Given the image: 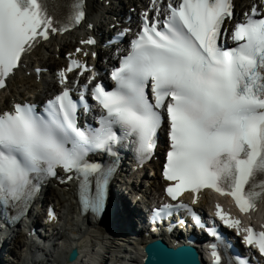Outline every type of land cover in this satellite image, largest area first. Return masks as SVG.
Segmentation results:
<instances>
[{"label":"snow or ice","instance_id":"snow-or-ice-1","mask_svg":"<svg viewBox=\"0 0 264 264\" xmlns=\"http://www.w3.org/2000/svg\"><path fill=\"white\" fill-rule=\"evenodd\" d=\"M151 7L155 15L141 13L125 54L111 69L110 88L96 80L89 65L69 57L67 67L55 74L59 90L40 110L29 102H13L0 111V208L15 210L11 221L26 212L40 184L55 177L57 169L67 180L75 178L81 210L98 217L116 161L101 165L90 162L89 155L117 158V149L125 147L143 163L151 158L165 122L162 177L174 203L154 208V222L183 210L203 227L194 209L178 201L185 192L195 204L197 194L210 189L231 197L241 212L264 196V12L252 4L233 24V0H168L163 13ZM69 9L59 22L45 0H0V89L42 41L81 22L82 0H73ZM94 43L91 37L81 41ZM75 51L88 55L79 47ZM74 67L81 75L92 73L75 98L67 86ZM34 71L38 76L41 70ZM92 107L99 109L95 126L81 125L80 110L87 114ZM48 215L54 218L51 209ZM214 215L237 235L243 233L244 244L264 257V231L241 227L219 204ZM207 232L219 239L214 228ZM210 248L212 264H221L216 245ZM234 264L248 260L237 258Z\"/></svg>","mask_w":264,"mask_h":264},{"label":"bare ground","instance_id":"bare-ground-1","mask_svg":"<svg viewBox=\"0 0 264 264\" xmlns=\"http://www.w3.org/2000/svg\"><path fill=\"white\" fill-rule=\"evenodd\" d=\"M247 1H250V0H240V2H244L245 4H247ZM101 2L102 3H100L99 0H86L87 18L85 19L84 23L79 26V28L83 29L84 27L86 29V26L88 25V20H90L91 22L93 21L95 22L97 20H101V17L105 19V16L103 15L104 12L102 11V10L107 9L104 5L105 0H101ZM109 2L114 3V0H109ZM136 2L137 0H129L130 5L135 6ZM45 3L46 5L54 6L58 3V0H47L45 1ZM236 6L238 7L239 5L236 4ZM57 11L58 10H54L53 12H57ZM56 15L59 16L60 14L56 13ZM108 18L105 19V21L108 20ZM111 22L112 21H110L109 19L108 22H106V24L110 25ZM130 25L131 26L135 25V22L130 21ZM72 34L73 32L66 33L65 36L71 37ZM99 34L100 36L104 34L103 27L100 28ZM50 39H54V41H57L58 39H60L61 41L62 37L61 38L51 37ZM114 39L115 37H113V40ZM60 41H59V45H60ZM49 47L50 48H46L45 45L43 46L41 44V47H38V49L36 50L37 52H35L34 54L35 58H31V61H32L31 65L39 64L40 66H47V67H58L59 65H61L62 64L61 58H55L49 55H48L49 57L47 58L43 54L44 51L42 50L43 48H46V50L52 51L53 55L55 56V54L58 52L56 51L57 47L53 46V44H50ZM80 48L84 49V51L87 50L85 46L80 45ZM47 54L48 53H46V55ZM70 56L72 57L74 56V54H71ZM78 56L82 61L86 60V57L84 56L83 52L78 53ZM110 56H112V53L110 54ZM109 62L110 61H107L106 64H104L103 61L101 60L97 61L95 59H92V61H90L89 64H93L92 71L105 74L104 72L102 73V71L103 69H106V65ZM30 68L31 66L25 63V69L21 67V69L16 73L15 77H13L12 79H9V82L6 86V91H4L3 93H0V111L6 108L7 105H10L11 100H17L20 97L25 98V94L35 95L36 96L35 99H39L41 97H42L41 99H43L44 96L51 95V92L54 89L58 88L53 80L49 81L47 80L46 77H43L41 82H37L35 80L36 75L34 74V72L33 73L30 72V74L27 73V70H29ZM90 74L91 72H89L87 76H89ZM54 78H56V75L54 76ZM45 84L48 85L46 90H43V91L41 90V93H40L44 95L42 96L40 94H37L36 91H38L41 88H44ZM21 88H22V92H21ZM2 98H4L3 102H1ZM159 131H162V129H160ZM117 162H118V166L116 167L115 173L113 175V178L110 184V194L108 197V206L105 210V216L101 220H98L95 218L93 219L91 215L88 217L87 216L82 217L83 215L79 214V209H78L76 198L73 195V193H71V189L74 190L73 186L72 187L68 185H66L67 187L64 185L51 186V183L49 182L44 192L42 191L41 194L42 193L45 194L44 195L45 199L47 195H50V196L52 195V198L53 199L55 198L54 200L57 201V204H60V203L63 204V207L66 208L67 220L64 224H59V225H56L53 222H50L51 223L50 224L47 221L43 223L39 222V216H40L39 210L35 206H37L39 202H43V200L41 199V194H40L39 199L36 201V203L32 204L30 208L31 211L29 210L26 218L23 219L24 222L20 220L17 223L19 225H22L23 229L21 228L18 229V226H17V228L13 230V233H14L13 236L14 235L16 236L14 238L15 247H20L21 245L26 244L27 248H23V249H26V251L29 250L27 251V253L22 252L24 255L23 260H22L23 264H24V258L28 253L29 254L26 257V260L27 259L31 260V256L32 257L35 256V258L37 256H41L46 259L47 263L45 264H98L100 260H103L104 255H106L109 251L115 252L114 260L115 262H118L119 264H142L141 258L144 256L142 248L144 244L147 242L145 240L148 239L147 238L148 236H145L144 234H141L139 232L136 233V231L134 230L135 227L133 223H135V221H137L138 219L140 220V223H141L144 220V217L148 218V216H144V215L142 216V213L140 209H138V206H137L136 211H140V212L132 213L133 216L131 215V212L127 208H125L126 197H124V193L128 189L130 181L134 180L135 173L132 167L133 163L131 162L128 154L123 155V157L121 155V161L120 162L117 161ZM156 166H157V163L152 162L151 169L148 170L150 171L148 172L149 176H147L149 178H147L146 180H143V181H147L148 184L145 185L146 189H144L143 191L144 194L140 195V198L141 200H144V203H146V205L148 204L152 205V203H154V201L160 197L161 189L164 186V182L159 177L158 170L155 169ZM137 175L138 174H136L135 176ZM130 194H131L130 197L132 198L133 196L135 199V196L137 193L133 190ZM198 195L200 196L199 197L200 200H198V203L200 205L205 206L206 203L208 202H210L208 203V205L212 204L213 200L211 198V194L202 192ZM110 197L111 199H109ZM52 198L50 199L51 201H52ZM39 208H42V206ZM116 208L119 210V214H120L119 218L116 214V211H117ZM148 214L150 213H147L146 215ZM130 216H132V218ZM27 217H29V221L27 220ZM78 218H81L80 225H78L76 221L75 222L73 221ZM178 218L181 219L182 215H178ZM42 219L43 218H41V220ZM52 219L54 218H50V220ZM146 220H152V219H146ZM146 220L143 221V224L147 222ZM68 222L70 223L69 225H68ZM39 223H41L42 225L45 224L44 227L46 228V231L48 232L46 236L39 235V237L35 236V237L29 238L27 236L28 233L25 231L23 232V230L26 228H27V231L29 232L30 227L35 226L36 224H39ZM181 224L183 223H180L179 226ZM187 225L188 226L182 225L180 230L183 232V236L185 233L186 234L188 233V235L184 236L182 240L179 242L190 246L192 244V239L197 238L199 234H203L204 229L203 227H200L198 230L192 231L190 229L191 227L190 222ZM75 226H77V230L74 229ZM5 228L9 229L10 231L12 230L6 224H5ZM230 235L229 237L232 238ZM157 236L158 235H153L151 239ZM0 237H1V233H0ZM170 237L172 236L165 235L162 238H164V240L167 241L166 242L167 244H171L170 240L172 239L174 240V238L171 239ZM202 237L204 239V236ZM36 239L43 240V242L41 241V244H39L37 243ZM4 240H7V239L5 238ZM197 242H199V247L197 248L198 251H202V256H201L202 261L200 264H207L205 261L206 258L203 253L204 252L203 249L207 248L206 246L208 243L204 244L198 240ZM36 243L39 244L38 245L39 248L34 246ZM234 243H236V245L238 244L236 241ZM200 244H201V247H200ZM72 246H76L77 249H79V257L74 262L69 263L66 259L67 257L66 251H68ZM3 247H4V243H3ZM94 248H98L104 252V255H102L100 260H98L97 262H93V258L95 257V255H98V253L96 254V251L94 250ZM35 250L38 251L40 255L35 252H32ZM47 250L49 251L48 253H47ZM53 250H57V251L54 252ZM93 251H95V253ZM195 252L197 251L195 250ZM37 260L40 261L43 259H38L37 257L35 260V263ZM108 260H109V256L106 257V260H105L106 262H104L103 264H107Z\"/></svg>","mask_w":264,"mask_h":264},{"label":"water","instance_id":"water-1","mask_svg":"<svg viewBox=\"0 0 264 264\" xmlns=\"http://www.w3.org/2000/svg\"><path fill=\"white\" fill-rule=\"evenodd\" d=\"M144 252L142 264H199L193 246L181 244L171 247L159 238L147 243L144 246ZM77 256V249L72 248L68 253L67 261L73 262Z\"/></svg>","mask_w":264,"mask_h":264},{"label":"rangeland","instance_id":"rangeland-1","mask_svg":"<svg viewBox=\"0 0 264 264\" xmlns=\"http://www.w3.org/2000/svg\"><path fill=\"white\" fill-rule=\"evenodd\" d=\"M101 1V0H100ZM100 3H102V2H100ZM105 3V5H106V2H104ZM125 5H127L126 3L124 4V6ZM130 7V6H129ZM128 7V8H129ZM128 10V9H127ZM53 46H55V47H58V45H59V43H58V41H54L53 43ZM44 52H43V54L46 56V57H48V54L46 55V53H49L50 51H48V50H43ZM48 51V52H47ZM55 57H56V55H55ZM47 78L49 79V77L47 76ZM21 92H22V88H21ZM124 197H126V200L128 201H126V204H129V197H130V194L128 193H124ZM47 200L48 201H51L50 199L52 198V195L50 196V195H48L47 197ZM131 198V197H130ZM52 201H55L53 198H52ZM60 209H61V213H62V215H63V218H62V221H61V223L60 224H64L65 222H66V220H67V214H66V208H64L63 207V204H61L60 203ZM125 211V210H124ZM117 216H118V218L120 217V214H119V210L117 211ZM74 217H75V215H74ZM74 222L76 221L77 222V224L79 225L81 222V219L79 218V219H75V220H73ZM70 223L68 222V225H69ZM76 228H77V226H75ZM107 227H108V225H107ZM67 232V231H66ZM20 247H11V244H8L7 246H6V248H4L3 250H2V253H1V255H0V263H2V264H5L6 263V261H10V262H8V263H10V264H23V261H22V259H21V257H22V255H23V253H27V251H29V250H27L26 251V249H23V248H27V246H25V247H23V248H20ZM54 252H56L57 250H53ZM23 252V253H22ZM53 252V253H54ZM12 253V254H11ZM35 253H37V254H39V252L38 251H36L35 250ZM5 254V255H4ZM3 255V256H2ZM28 255V254H27ZM40 255V254H39ZM34 260V261H33ZM35 260H36V258H35V256L34 257H32L31 256V260H29V259H27V261H28V264H39V262H36L35 263ZM15 261H17V263H15Z\"/></svg>","mask_w":264,"mask_h":264}]
</instances>
